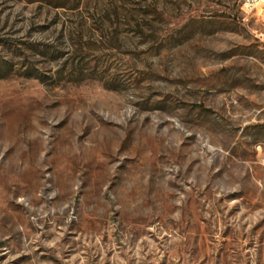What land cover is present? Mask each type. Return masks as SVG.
<instances>
[{"label":"rangeland","instance_id":"rangeland-1","mask_svg":"<svg viewBox=\"0 0 264 264\" xmlns=\"http://www.w3.org/2000/svg\"><path fill=\"white\" fill-rule=\"evenodd\" d=\"M264 0H0V264H264Z\"/></svg>","mask_w":264,"mask_h":264},{"label":"built area","instance_id":"built-area-1","mask_svg":"<svg viewBox=\"0 0 264 264\" xmlns=\"http://www.w3.org/2000/svg\"><path fill=\"white\" fill-rule=\"evenodd\" d=\"M260 37L262 38V41H264V34H261Z\"/></svg>","mask_w":264,"mask_h":264}]
</instances>
